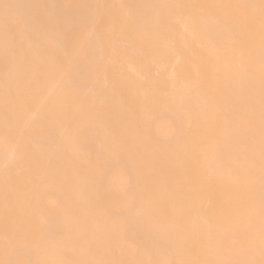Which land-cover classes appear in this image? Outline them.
I'll return each mask as SVG.
<instances>
[{
	"label": "bare ground",
	"instance_id": "6f19581e",
	"mask_svg": "<svg viewBox=\"0 0 264 264\" xmlns=\"http://www.w3.org/2000/svg\"><path fill=\"white\" fill-rule=\"evenodd\" d=\"M0 264H264V0H0Z\"/></svg>",
	"mask_w": 264,
	"mask_h": 264
}]
</instances>
